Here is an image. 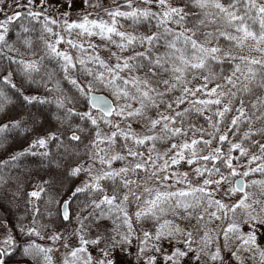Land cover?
I'll return each instance as SVG.
<instances>
[{
  "label": "snow or ice",
  "instance_id": "1",
  "mask_svg": "<svg viewBox=\"0 0 264 264\" xmlns=\"http://www.w3.org/2000/svg\"><path fill=\"white\" fill-rule=\"evenodd\" d=\"M0 151V264H264V0H0Z\"/></svg>",
  "mask_w": 264,
  "mask_h": 264
},
{
  "label": "trees",
  "instance_id": "2",
  "mask_svg": "<svg viewBox=\"0 0 264 264\" xmlns=\"http://www.w3.org/2000/svg\"><path fill=\"white\" fill-rule=\"evenodd\" d=\"M106 1H109L110 3H112V0H106ZM121 2H122V0H121ZM73 39H76V37L73 36ZM95 42H99L98 39ZM25 147H27V144L21 145L20 143H16V144L12 145V150L20 151V150H23V148H25ZM10 154H11V152L5 154V153H3V151H0V162H2V159H6L8 157V155H10ZM32 162H37L38 163L37 158H28V160L25 161L26 164H29L31 167L36 169V163H32ZM183 170H188L187 166H184ZM36 171L38 172V175H42V172H39L38 169H36ZM37 178H38V176H37ZM12 220L13 221L15 220V216L12 217Z\"/></svg>",
  "mask_w": 264,
  "mask_h": 264
},
{
  "label": "rangeland",
  "instance_id": "3",
  "mask_svg": "<svg viewBox=\"0 0 264 264\" xmlns=\"http://www.w3.org/2000/svg\"><path fill=\"white\" fill-rule=\"evenodd\" d=\"M105 2H106V3H110L109 1H106V0H105ZM61 252H63V249H61ZM58 259H59V256H58Z\"/></svg>",
  "mask_w": 264,
  "mask_h": 264
}]
</instances>
